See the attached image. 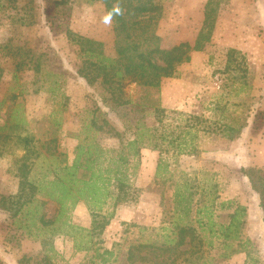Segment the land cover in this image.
I'll use <instances>...</instances> for the list:
<instances>
[{
	"label": "rangeland",
	"instance_id": "374dc122",
	"mask_svg": "<svg viewBox=\"0 0 264 264\" xmlns=\"http://www.w3.org/2000/svg\"><path fill=\"white\" fill-rule=\"evenodd\" d=\"M55 1L0 0V126L6 127L3 137H13L0 138V264H19L23 258L28 264H43L46 257L50 264H159L170 263L167 259L177 255V264H264L260 199L242 173L249 167L264 172V0H220L204 51L192 52L175 77L162 80L160 91L126 85L127 97L166 111L162 125L153 108L104 107L98 85L77 75L80 47L65 33L50 31L48 14L56 13L58 24H68L75 34L94 40L100 52L115 58V25L103 3L69 0L57 8ZM155 1L161 4L162 15L148 29L154 36L150 45L161 49L183 42L194 45L208 0ZM98 107L125 138H133L137 129L146 132L130 196L121 200L103 231L94 229L95 221L103 222V215L114 211L112 203L95 218L87 203L80 202L66 214L68 223L87 230L80 231L62 227L61 222L43 228L39 218L55 220L60 206L37 193L17 217L23 219L29 207L33 210L36 226L30 231L37 237H30L28 230L13 223L16 210L2 208L1 198L12 203L8 198L19 193L23 176L37 183L53 180L60 168L73 163L79 141L95 139L107 150L119 149L120 141L110 135L86 133ZM177 125L186 131L188 148L182 152L179 143L171 141ZM18 136L33 140L30 150L15 143ZM161 158L167 172L157 176ZM186 186L193 194L190 220L176 210L174 199L175 191ZM213 198L217 225L228 224L233 212L221 209V203L247 209L241 235L246 253L224 260L220 256L229 252L221 241L213 238L209 246L210 233L201 231L196 211L211 207ZM178 219L197 229L198 238L176 254H164L173 247L165 236L172 234ZM139 245L146 247L135 253L146 259L129 262L128 252ZM240 245L233 243L236 249ZM78 246L88 250L79 251Z\"/></svg>",
	"mask_w": 264,
	"mask_h": 264
},
{
	"label": "trees",
	"instance_id": "16d2710c",
	"mask_svg": "<svg viewBox=\"0 0 264 264\" xmlns=\"http://www.w3.org/2000/svg\"><path fill=\"white\" fill-rule=\"evenodd\" d=\"M85 1L88 4L102 2L105 6L107 13L115 25L113 30L117 37V55L115 58L106 56L99 51V46L94 40L75 34L68 27V24L64 26L58 24L54 16L56 13L48 14L47 20L51 27L50 31L55 34L60 32L65 33L70 43L80 47L79 55L82 63L77 71V75L85 79L91 86L98 85L102 90V104L109 110L113 111L130 105L136 108H153L159 123L162 125L166 113L165 110L160 109L159 106L149 107L142 105L140 101L132 100L131 97L126 96L124 89L127 84L135 83L140 87L155 88L160 91L162 80L175 77L178 67L190 62V54L192 52L204 51L207 44L205 40L206 34H210L216 25L215 15L217 14L216 11L221 1L208 0L205 7L203 26L194 45L183 42L171 49H161L159 46L150 45L154 36L151 35L148 29L151 28V25H155L162 15V6L155 0ZM68 2L69 0H57L54 3L59 8L60 6L67 5ZM29 24L31 25L33 22ZM145 46L146 48L144 50ZM40 66V63L35 65L37 73L40 72ZM14 98L16 97H12V99ZM93 114H98V116H93L90 119V123L85 129L86 133L94 131L110 135L120 141L121 146L119 149L107 150L99 143L94 142L95 139L79 141L75 149L73 163L60 168L53 180L37 183L23 176L19 193L16 196L8 198L12 200V203L8 202L5 198H1L2 208L7 211L16 210L13 215V223L17 224L19 229L24 228L28 230L30 237H37L30 231L33 226H36L33 210L29 207L28 211L23 213V219H18L17 217L22 213L24 206L33 202L32 200L37 193L55 201L60 206L55 220L46 219L45 216L39 218V223L43 228H48L53 224L61 222L62 227L68 225L69 228L80 231L87 230L68 223L67 220L69 218L66 217V214L72 211L80 202L87 203L91 214L95 218L100 216L112 203L111 206L114 208V211L103 215V222L95 221L94 229L101 228V231H103L115 217V209L121 204V200L130 196L132 177L136 175L141 166V154L146 148V132L138 131L137 129L133 138L127 139L125 138V134L117 131L105 118V113L101 108L98 107ZM13 118L17 119V117ZM5 128V126H0V138H4L6 141L13 140V137L10 135L2 136L3 134L1 132ZM185 133V128L180 127V125H177L170 133L171 141L179 143L180 152L188 148L184 147V144H186ZM187 133L189 134V131ZM228 138L231 140L234 137L229 136ZM15 143L30 150L33 140L28 137L18 136L17 142ZM156 148H158L157 145L155 146ZM23 168H26V166L24 165ZM164 172H167V170L166 167L164 168L163 159L161 158L157 167V176L162 175ZM242 173L248 178L252 189L259 195V205L264 224V172L259 168L249 167L242 169ZM174 197L176 210L180 214H183L186 219L190 220L194 208L193 194L190 193L189 188L186 186L184 191L178 189L175 191ZM214 202L216 200L213 198L211 207L207 209L206 206H203L196 211L197 215H199L196 220L201 231H208L210 233L211 239L209 246L212 247L213 238L221 241L225 250L229 252L228 254L220 256L224 260L237 252L246 253L247 248L244 245L245 243L241 242V235L245 224L247 209L240 205L234 206L232 202L221 203V209H231L233 212L229 215L230 221L228 224L219 223L217 225L218 223L216 218H214L212 208ZM8 204L10 207L7 208L6 205ZM15 205H17L16 208ZM202 215L203 217H201ZM183 221L178 219L174 222L173 228L171 229L172 234L165 236L167 243L173 247L163 250L162 252L164 254H176L179 248L193 244L198 238L197 229L189 226V222L183 224ZM24 222L26 225H23ZM217 226L218 228L216 229ZM62 227L57 228V232H61ZM188 238L189 240L187 241ZM236 242L241 244L238 246L240 249H236L233 246V243ZM79 246V251L88 250V248L84 249ZM145 247L146 245L131 247L128 252V261L132 263L145 260L146 256L135 253L137 249L141 252ZM106 253L110 254L109 251ZM178 257L177 255L171 261L168 258L167 262L170 263L163 261L159 264H177ZM28 263L29 260L26 261L24 258L19 261V264ZM42 263L50 264L49 258L46 257L43 259Z\"/></svg>",
	"mask_w": 264,
	"mask_h": 264
}]
</instances>
